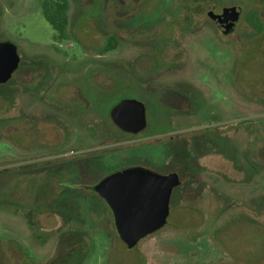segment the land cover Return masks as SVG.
Returning <instances> with one entry per match:
<instances>
[{
    "label": "rangeland",
    "instance_id": "374dc122",
    "mask_svg": "<svg viewBox=\"0 0 264 264\" xmlns=\"http://www.w3.org/2000/svg\"><path fill=\"white\" fill-rule=\"evenodd\" d=\"M43 1L0 0L21 57L0 84V264H264V0H69L64 40ZM218 5L242 7L234 33ZM125 98L139 133L113 124ZM134 166L182 184L129 248L93 187Z\"/></svg>",
    "mask_w": 264,
    "mask_h": 264
},
{
    "label": "water",
    "instance_id": "95a60500",
    "mask_svg": "<svg viewBox=\"0 0 264 264\" xmlns=\"http://www.w3.org/2000/svg\"><path fill=\"white\" fill-rule=\"evenodd\" d=\"M241 9L223 8L215 15L224 34L235 30ZM21 57L11 41L0 42V84L8 82L18 69ZM114 123L128 133H139L147 127L146 105L135 98H125L111 111ZM181 184L177 172L163 174L143 166L128 167L102 179L95 187L113 211L117 232L129 247L163 228L170 215L174 189Z\"/></svg>",
    "mask_w": 264,
    "mask_h": 264
},
{
    "label": "trees",
    "instance_id": "16d2710c",
    "mask_svg": "<svg viewBox=\"0 0 264 264\" xmlns=\"http://www.w3.org/2000/svg\"><path fill=\"white\" fill-rule=\"evenodd\" d=\"M70 1L69 0H44L43 14L46 20L56 31L57 39L64 40L68 38V26L70 22ZM118 46L116 37L111 36L105 46V50H111Z\"/></svg>",
    "mask_w": 264,
    "mask_h": 264
},
{
    "label": "flooded vegetation",
    "instance_id": "af4514ba",
    "mask_svg": "<svg viewBox=\"0 0 264 264\" xmlns=\"http://www.w3.org/2000/svg\"><path fill=\"white\" fill-rule=\"evenodd\" d=\"M231 6V5H230ZM229 6V7H230ZM233 6V5H232ZM238 6V5H237ZM223 8H228V7H224V6H221V5H218L217 7H208V8H206V10H205V12H204V16H206V18L207 19H210L215 25H216V27L219 29V27L217 26V24H216V22H215V20L213 19V17L215 16V15H218V14H221L222 13V9ZM238 9H241V14H240V16H239V20H238V22L240 21V19H241V17H242V15H243V10H242V7H240L239 6V8ZM234 11L236 12L237 11V9H234ZM238 22H237V24H238ZM237 24H236V26H235V30H236V27H237ZM220 30V29H219ZM235 30L232 32V33H234L235 32ZM221 31V30H220ZM222 33V32H221ZM232 33H230V34H232ZM223 35H229V34H224V33H222ZM112 109H114V106L112 107ZM112 109H111V111H112ZM146 114H147V109H146ZM110 115H111V112H110ZM112 118V117H111ZM112 120H113V124H114V119L112 118ZM147 123H148V120H147ZM171 173V172H170ZM164 174V173H163ZM168 174V173H167ZM181 178V177H180ZM181 184H182V180H181ZM180 184V185H181ZM179 185V186H180ZM178 186V187H179ZM177 188V187H176ZM175 188V189H176ZM174 189V190H175ZM173 194V193H172ZM171 203V202H170ZM170 211H171V209H170Z\"/></svg>",
    "mask_w": 264,
    "mask_h": 264
}]
</instances>
